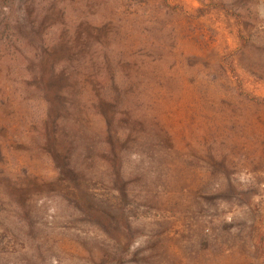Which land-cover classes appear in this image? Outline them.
I'll return each instance as SVG.
<instances>
[{
	"label": "trees",
	"instance_id": "trees-1",
	"mask_svg": "<svg viewBox=\"0 0 264 264\" xmlns=\"http://www.w3.org/2000/svg\"><path fill=\"white\" fill-rule=\"evenodd\" d=\"M182 10L170 0H0V262L47 198L97 232L93 264H126L134 220L166 216L149 202L147 174L180 152L148 89L158 82L164 95L152 57L160 13Z\"/></svg>",
	"mask_w": 264,
	"mask_h": 264
},
{
	"label": "rangeland",
	"instance_id": "rangeland-1",
	"mask_svg": "<svg viewBox=\"0 0 264 264\" xmlns=\"http://www.w3.org/2000/svg\"><path fill=\"white\" fill-rule=\"evenodd\" d=\"M170 2L184 10L160 13L164 95L150 82L148 98L180 153L153 161L149 202L166 216L134 220L125 263L264 264V0ZM49 200L10 217L22 242L0 264H93L97 232Z\"/></svg>",
	"mask_w": 264,
	"mask_h": 264
}]
</instances>
